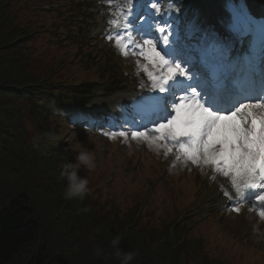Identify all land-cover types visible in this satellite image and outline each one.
Returning <instances> with one entry per match:
<instances>
[{"label":"trees","instance_id":"16d2710c","mask_svg":"<svg viewBox=\"0 0 264 264\" xmlns=\"http://www.w3.org/2000/svg\"><path fill=\"white\" fill-rule=\"evenodd\" d=\"M13 2L0 0V264H23L21 255L27 257L26 264H105L106 258L112 264L119 259L110 247L116 235L121 237L122 250L135 253L133 264H191L196 259L209 264L199 253L201 243L192 239L186 225L178 223L180 215L175 212L167 219L152 212L144 215L138 198L124 215L121 202L100 199L96 189L83 199H64L67 181L61 169L73 160V145L79 142L92 149L96 159L102 155L97 136L86 141L80 130L73 137L67 128L69 120L79 116L73 108L87 103L84 96L94 88V75L81 72L76 46L70 58V47H44L51 38L37 28L41 21L28 20L27 8ZM45 22L47 28L51 22ZM50 47L58 65L40 67L38 61L46 63L43 53ZM71 60L77 68L70 67ZM66 134L68 146L62 141ZM101 157L103 161L96 160L93 170L102 171L105 182L112 169L123 172L125 157ZM80 174H87L86 169ZM121 181L123 186L130 185ZM85 207L88 212L81 211ZM86 222L100 224L102 238L96 237L107 257H98L97 252L92 256L96 248H86L80 250L85 257L73 262L66 257ZM59 225L65 229L63 241L56 235ZM44 237L53 243L45 244Z\"/></svg>","mask_w":264,"mask_h":264},{"label":"rangeland","instance_id":"374dc122","mask_svg":"<svg viewBox=\"0 0 264 264\" xmlns=\"http://www.w3.org/2000/svg\"><path fill=\"white\" fill-rule=\"evenodd\" d=\"M28 1H30L29 6H31V10H35L38 12L36 14H31L27 9L26 15L28 17V20H38L43 22L51 19L46 14L55 11L57 8V3L61 0H14L13 4H15V6L24 4L26 5ZM114 1L115 0H87L86 2L85 0L88 6H93V8H91V12H88V18L91 20L87 23L88 28H86V26L79 25L78 22H82L83 19H77L76 22L72 23V27L80 28L81 26L82 29V31L77 34L76 39H78L81 43L100 47L102 44L101 40L104 38L103 36L110 26H114L115 31L123 30V24L125 21L120 23H110V21H114V19H116L119 15L118 12L114 11V9L116 8V3ZM160 1L163 7L159 14H157L155 9L151 7L150 0H144L140 2L139 10L141 11V14L140 20L137 23L139 24V27L150 26V30H153L157 25L155 23L157 19L165 20L167 18H170V20L176 23L172 26H169L172 30L179 27H184L187 30H192L196 26L198 18L201 15L206 14V11L208 10L207 0H178L177 2L180 6L179 8L174 4L173 0ZM101 2L106 4L102 7L104 8V10L101 9ZM158 2L159 0H156V3ZM127 3L128 0H120L119 2L123 14L129 8H131ZM251 3H254V0H251ZM93 4L95 6L98 4V9ZM262 5V3L258 5L257 9L259 12L262 9ZM132 8L135 7L133 6ZM191 8H194L196 10L194 12L195 16L192 18L190 16ZM164 10H166L168 14L165 16L164 13L162 18V13ZM43 18L46 19L43 20ZM159 23H163V21ZM133 25L134 24H130V27H132ZM180 33V35L183 36H178V38L173 40V43L176 46L184 43L187 39V36L184 35L183 31H181ZM130 34L132 39H134L137 44L141 45L143 49L146 50L148 48L147 45L143 44L144 40H142V38H140L138 34ZM58 36L59 35H57V37ZM127 36L128 35L125 33L122 35L123 38ZM66 37L69 38L68 36ZM57 40L59 39H54V43L58 44ZM190 44H193V42H191ZM130 45L132 47H135L132 44ZM46 46L47 45L45 42L44 47ZM141 47L136 48L141 49ZM190 48L191 47L189 46L188 50H190ZM54 54L55 53L53 52V48L46 49V52L43 53V56H45L46 58V63H43L42 60H39V66L51 68L57 65L58 62L53 56ZM126 57L128 65V75H130L131 72L135 73L136 68H138V66L142 63H145V65L141 67L139 74L135 73L134 75H132L128 83L123 82L119 85L118 89L124 88V90L122 91L123 94L139 97V93L141 92L140 90H143L145 85L151 86L152 81L148 78L145 68L147 69V71L152 72L154 76L161 73H166L168 70L167 66H162L158 63V59H154L152 62H149L148 59H146L145 55L141 53H136L129 50ZM79 76H83V73H79ZM107 89H109L107 84L99 85L97 92H95L93 95L96 96V99L92 103L93 105L91 104L90 106L86 107L85 111L93 113L95 116H101L103 120H106L107 116L118 115L121 117L131 114L133 109H135L132 106L130 107L128 114L123 110L117 111V109L112 106L114 105V103H117L119 101L116 100L115 102H110L114 96L112 98L107 97ZM168 109L172 111L170 104ZM172 115H175V113ZM134 118L136 120L138 119L137 116H134ZM162 123H166V121ZM142 124V121L137 120V125ZM70 125L71 129L74 130V121L71 122ZM121 125H124L123 122H121ZM155 127L144 130H139V128L131 129L129 127L131 131L127 132V135L131 136V132L133 131H148L150 133L151 130H153ZM86 132L87 129L85 128V134H87ZM68 136L69 135L66 134L62 139V141H64V145L66 146H68V143L70 141V138L68 139ZM183 139L184 138L181 137V141H183ZM99 141H102V139H99ZM158 142H161L163 144V149L161 147H158ZM165 144L168 145L167 149L164 147ZM156 145L159 154H164L166 151H170V161H174L181 167H176V164H171L170 166H168L167 158L158 162L156 160ZM217 145L219 146V144ZM217 145H214V148L217 149ZM104 149L106 150V155L109 158L117 159L119 156H121V154L124 153V159L126 163H124L120 169H127L130 173L125 175L123 172L119 173L117 170L112 169L109 178V181L113 177L115 178L112 185H106L107 181L105 182L103 180L105 179V177H102V171L98 172L96 170H90L91 172H88V170H86L87 174H81L88 178L89 190L93 191L96 189L95 194H97L100 199L111 201V203L113 204H115L114 202H121V207L123 208L124 215L126 214L125 211L132 208L131 202L134 203V201H137L138 198V202L142 207L141 211L144 215L153 212L156 213L157 217L158 215L159 217H167L170 212L176 210H180L177 211V213H184L191 210V212H189V217L191 216L189 223V233L192 238L204 244L203 248L200 246V250L204 252L205 255L208 256V258L212 259L213 256L214 258H218L230 264H264V236L261 234H264V228L259 230L258 234H256L257 230H251L254 224L250 225V218L246 219L243 216V213L242 215L241 213L240 215H235L228 210L222 212L226 208V205H220L219 202V198L221 196L219 185L221 184L223 175L219 172L214 171V164L205 162V155L202 151L197 154V162H192V165L188 166V162L191 159L185 157L172 141L159 140L156 143L150 144L149 142L144 140L138 141L132 139V137L129 138L124 136H115L114 138L109 139V145H105ZM134 149L135 151L133 152ZM178 156L179 159H177ZM124 159L122 158V160ZM97 160L103 161L101 156H98ZM107 162L108 158L105 161V164ZM182 162H184L185 164ZM136 163L144 166L143 173L137 172ZM206 167L209 170L206 186L208 184L210 185H208L207 188L211 186L209 191L207 190V192L209 193L208 200H206V195L202 196V190H205L203 189L204 182L202 180L203 176L205 177L206 174ZM121 174L123 175L121 177H124L126 182L130 184L129 186H123L120 180L118 181V176ZM194 181H198V184H202L201 187L198 189L196 188L195 191L191 189ZM188 198L194 201L192 202V207H188V209L185 211L184 209H186V204L190 202ZM207 201L211 203V209L213 211L217 210L221 213H214L212 211H209L208 208L210 206H204ZM255 203L256 201L253 204ZM253 204L250 206V208L249 206H246L241 209L248 212L247 216L252 218V222H256V220H259V222H264V219L259 217L258 210L253 208ZM203 206L205 210L203 209ZM196 207H198V210L195 212ZM247 224L248 231H246L245 229V226ZM99 225L100 224L98 223L92 222L90 223V226L89 222L83 224L81 233H78V237L74 236L73 251L70 252V254L68 252L66 259H70L73 262L76 261V258L82 259L85 256L84 252L80 250L86 248L90 249L93 247H95L96 249L92 250V256L96 257L95 254L97 252L99 254L98 257H107L104 253V249L101 247L102 243L100 244V242L97 240V237H99L100 240L102 238V235L98 232ZM64 230L65 229L63 225H59V233L56 234L58 239L62 240V234L64 233ZM249 231H252V234H249ZM44 239L45 240L43 241L45 244L48 241L51 244L53 243V239H48L47 237H44ZM35 248L36 246L32 249L34 250ZM57 252L59 253L58 250ZM19 261H21L23 264H26L27 257L25 255H21ZM107 262L108 258L104 259V263L107 264ZM111 263L120 264V260H112ZM133 263L134 260L131 262V264Z\"/></svg>","mask_w":264,"mask_h":264},{"label":"snow or ice","instance_id":"6c2138e0","mask_svg":"<svg viewBox=\"0 0 264 264\" xmlns=\"http://www.w3.org/2000/svg\"><path fill=\"white\" fill-rule=\"evenodd\" d=\"M128 2L131 3V0ZM151 7L157 14L161 12L157 3L153 2ZM130 14V12L124 13L123 28L125 30L130 28L127 21ZM110 23H116V21H110ZM158 31L161 34L159 39L165 45L168 44L171 35L168 25L159 26ZM126 38L130 44L141 47L132 39L130 33ZM143 44L148 48L145 50L141 47V54L145 55L149 62L158 59L160 65L168 68L166 73L156 76L146 68L145 71L152 81L153 89L160 93H172L170 106L175 115H172L166 107L162 117L166 123H159L150 133L133 131L132 139L144 140L150 144L159 140L172 141L193 163L197 162V154L202 151L205 162L217 165V171L225 176L231 174V183L237 195V201L232 210L239 213V203L246 199V194L247 196L254 194L256 203L253 204V208L257 209L259 217L264 219V103L255 105L240 103L235 110L218 107L210 100L204 99L191 84L184 85L181 90L185 92V95L177 98L176 86L183 84V81L178 78L185 80L188 78L184 67L181 63L175 62L172 52L163 49L157 51L152 40H144ZM161 51L164 55H161ZM165 57H173V59L169 60ZM260 99H264V85H262ZM183 101H191V103ZM225 112L230 114L223 115ZM105 135L114 137L116 133H105ZM119 135L126 137L127 133L122 131ZM181 137L184 138L183 141ZM217 144L220 145L219 149L214 148ZM164 147L167 149L168 145L165 144ZM219 162H223V167L219 166ZM224 195L229 200L233 199L227 191Z\"/></svg>","mask_w":264,"mask_h":264},{"label":"bare ground","instance_id":"6f19581e","mask_svg":"<svg viewBox=\"0 0 264 264\" xmlns=\"http://www.w3.org/2000/svg\"><path fill=\"white\" fill-rule=\"evenodd\" d=\"M238 1H240V3H242V4H245V2L247 0H207L208 12L204 16L210 17V19H209L210 22L208 25L214 23L212 30L206 34L204 32L205 28L200 26V24H199L200 20H201V18H200L198 21L199 23L197 24V27H195L192 31L184 33L187 35V38H188L187 43L182 44L181 46H178L177 48L184 51V49H187V47L189 46V42L194 40L196 37L202 36L205 34L204 35L205 39L201 40V42H200L201 44H203L209 40V42L211 44H216L220 48L222 45L224 48V53H226L227 44H226V39H224L223 35H224L225 26L226 25L228 26L230 24V15L227 11V7L233 3L236 4ZM249 8L251 9V7H249ZM222 25H224V26L222 27ZM181 28L184 29V27H181ZM168 31L171 33L172 36L176 35V31L174 33H172L171 30H168ZM213 31H215V33H212ZM151 38H152L151 40L154 41L153 39L155 37H151ZM234 48L237 49V47H234ZM180 81H182V80H180ZM186 84H188V82ZM251 87L248 89H245V90L249 91L251 89ZM144 89H145L144 91H147V93L142 92V96L139 99L141 104H139L138 102H135L133 100H132L133 101L132 103L135 107H137L138 110L143 109L145 112L154 113L156 107H158V103L161 104L160 102H158L159 97L162 96L163 94H166V93H160L155 89H153L151 91V89H146V87H144ZM241 91H244V88ZM231 94L235 95V92L231 93ZM232 95L231 96L229 95V97L227 95L225 98H227V97L230 98V97H232ZM116 98H118L119 100H122V101L128 100V98H126L124 96H118ZM142 103H143V105H142ZM219 103H220V99L217 100L218 106H219ZM219 148H220V145L219 146L217 145V149H219ZM219 166L223 167V162H219ZM215 167L217 168V165H215ZM222 188H223V192L234 191V196L232 197L233 199L231 201H233V203H236L237 195H236L235 190L233 188V185L231 183V174L229 176H225V180H224V183L222 184ZM247 198H250V196L246 195V199ZM227 201H228V199L224 198L220 201V203L223 204V203H226Z\"/></svg>","mask_w":264,"mask_h":264},{"label":"clouds","instance_id":"9594fccd","mask_svg":"<svg viewBox=\"0 0 264 264\" xmlns=\"http://www.w3.org/2000/svg\"><path fill=\"white\" fill-rule=\"evenodd\" d=\"M75 156L72 161H66L61 169V176L67 181L63 197L66 200L83 199L89 191V180L80 174L81 169L93 170L96 168V156L92 149L82 143L73 145ZM81 211L88 212L87 207ZM121 237L116 235L110 241V247L114 249L115 257L119 258L120 264H131L135 258L133 251H124L120 247Z\"/></svg>","mask_w":264,"mask_h":264}]
</instances>
